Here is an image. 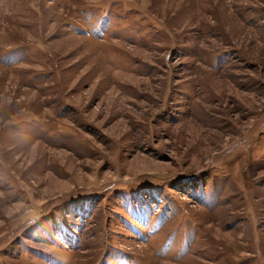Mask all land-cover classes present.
<instances>
[{"label":"rangeland","instance_id":"1","mask_svg":"<svg viewBox=\"0 0 264 264\" xmlns=\"http://www.w3.org/2000/svg\"><path fill=\"white\" fill-rule=\"evenodd\" d=\"M0 264H264V0H0Z\"/></svg>","mask_w":264,"mask_h":264}]
</instances>
